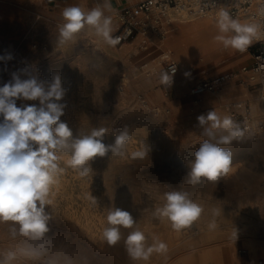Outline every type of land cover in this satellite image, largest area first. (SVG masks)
<instances>
[{
    "label": "rangeland",
    "instance_id": "rangeland-1",
    "mask_svg": "<svg viewBox=\"0 0 264 264\" xmlns=\"http://www.w3.org/2000/svg\"><path fill=\"white\" fill-rule=\"evenodd\" d=\"M114 11L105 15L113 18ZM199 17L212 23L217 20ZM63 23L64 20L51 19L46 26L39 18L35 24H21L16 30L10 24L0 23V56H12L11 60H0V86L11 80L13 72L25 67L34 73L38 70L36 74L46 81L58 72L63 87L68 90L61 101L67 104L61 120L67 122L74 136L90 134L93 128H106L104 142L110 144L118 130L127 126L131 138L125 155L108 153L105 157H96L90 162L92 170L85 177L66 163L70 158L68 153L60 154L63 172L52 186L53 205L48 209L53 217L47 235L53 239L55 250L67 253L76 264H84L85 259L87 264H172L174 261L177 264H198V261L199 264L203 261L233 264L232 252L228 257L222 246H218L226 234L237 242L247 236L264 234V91H261L264 74H249L246 82L255 89V97L241 100L250 105L254 118L263 128L251 132V137L246 131L243 140L221 145L233 154L227 175L216 182L192 185L187 180L189 162L207 139L202 135L197 117L208 113L201 107L211 92L194 97L190 89L198 79L220 72L213 71L220 49L202 58L197 57L196 51H190L181 56V61L176 55L180 39L170 36L181 34L193 21L179 23L175 19L168 27L171 33L151 37L147 49L141 46L142 37H135L137 45L126 53L124 61L103 53L91 28L61 44L59 26ZM204 35L214 39L209 29ZM165 53L180 67L170 86L160 83L161 73L167 71L166 61L161 59ZM155 64L158 67L154 71ZM185 72L192 77V82L177 97L173 87ZM21 78L27 76L22 74ZM22 103L38 104V101L18 100L17 106ZM224 116L231 117L228 109L220 117ZM143 148L148 149L143 159L130 157L132 151ZM170 191L187 192L204 209L197 221L181 231L173 230L167 219L154 214L165 203L164 194ZM113 207L128 211L136 223L132 229L121 227L120 242L109 246L103 240L102 231L108 226L106 217ZM212 221L216 223L215 229H209ZM9 228L10 223H0V260L26 241L21 236L13 238ZM134 229L143 231L149 244L155 239L166 243L167 252H153L147 261H133L127 254L124 239ZM241 244L238 242V248H242ZM16 259L24 264H38L19 253ZM11 263L15 264L14 260L8 262Z\"/></svg>",
    "mask_w": 264,
    "mask_h": 264
},
{
    "label": "clouds",
    "instance_id": "clouds-1",
    "mask_svg": "<svg viewBox=\"0 0 264 264\" xmlns=\"http://www.w3.org/2000/svg\"><path fill=\"white\" fill-rule=\"evenodd\" d=\"M110 9L109 0L85 11L79 6L65 7L62 11L64 23L59 26L61 44L73 40L85 28L94 30L96 36L108 45L115 47L120 37L113 36L112 18L105 15ZM258 15L264 16V4ZM218 35L214 39L225 49L231 48L246 52L254 41L264 33L255 23H241L231 17L227 10H221L216 21ZM12 56H0V60H11ZM176 72L173 66L160 75V83L170 86ZM38 73V70H36ZM28 67L13 72L11 80L0 86V223H10L9 233L15 238H26L25 243L15 251L7 252L0 264H8L19 253L38 264H76L65 252L55 250L53 239L47 234L51 231L50 222L53 205L50 192L63 169L59 165L60 154L68 153L67 164L81 177L87 176L90 162L108 153L123 156L131 134L127 126L118 130L114 142L106 144V128H93L90 134L74 136L65 115L64 100L67 89L63 87L62 77L56 72L50 81L42 80ZM27 76L22 79L21 75ZM188 75V73H185ZM38 101V104L17 106V101ZM202 135L207 137L189 162L188 183L200 184L202 181L216 182L227 175L232 166V152L221 145L243 140L246 130L231 117L221 118L216 111L197 117ZM252 133L249 131L248 136ZM148 149L143 148L130 153L132 159H143ZM165 203L155 210V215L167 219L173 230L181 231L197 221L204 209L189 198L184 191H170L164 194ZM93 202L96 199L93 197ZM214 214H216L214 210ZM108 226L102 231L103 240L114 246L120 242L121 227L132 229L136 221L126 210L111 208L106 217ZM212 221L209 229H215ZM128 256L133 261H147L153 252L166 253L167 244L155 239L148 243L145 233L139 229L130 231L124 239ZM84 264H87L86 259Z\"/></svg>",
    "mask_w": 264,
    "mask_h": 264
},
{
    "label": "crops",
    "instance_id": "crops-1",
    "mask_svg": "<svg viewBox=\"0 0 264 264\" xmlns=\"http://www.w3.org/2000/svg\"><path fill=\"white\" fill-rule=\"evenodd\" d=\"M138 1L139 0H109L110 9H105V13L134 5ZM102 3L103 0H0V23L10 24V26L12 28L14 27L16 30L19 25H33L36 23V20L40 18L44 25L49 26L51 19L63 20L62 11L65 7L79 6L85 11H88ZM234 19L239 20L241 23L242 21L248 23L245 17H235ZM135 40L136 38H134L133 41L124 42L126 47L131 46L129 51L133 49V46L137 45ZM124 43L116 45L117 47H113L116 49V55L121 56L120 50H122ZM257 47V43L254 41L252 46H250L246 52L242 53L231 48L225 49L220 42L217 43V47L214 49L219 48L220 54L217 57V64L213 71H220L218 74L232 73V75L218 92H211L205 97L207 103L201 107L202 109H205L206 112L214 110L221 116L223 110H229L230 105L233 103L239 102V100L241 101L242 99L248 100L255 97V89L251 88L249 81L246 82L251 71H242V67L244 65H251L253 61L252 54L257 50ZM178 79L179 80L173 87V91L178 94L177 97L186 92L187 88L185 91L183 90L185 85H189L192 82V77L189 75L180 76ZM201 79H198L197 82ZM261 91H264V87L261 88ZM263 240L264 234L257 237L253 235L247 236L241 241H238L242 243L241 246L243 245L242 248H238L239 245L237 240L234 241L233 238H230L226 234L225 240L221 241L218 246H222L221 249L227 253L226 255H228V257L232 252L233 264H264ZM251 244H255L256 248L252 249ZM14 262L15 264H24L18 259H15ZM172 264H177V261H174Z\"/></svg>",
    "mask_w": 264,
    "mask_h": 264
},
{
    "label": "built area",
    "instance_id": "built-area-1",
    "mask_svg": "<svg viewBox=\"0 0 264 264\" xmlns=\"http://www.w3.org/2000/svg\"><path fill=\"white\" fill-rule=\"evenodd\" d=\"M262 4L264 0H139L134 5L114 11L118 21L113 25L112 35L120 37L119 44L140 35L142 43L146 44L153 36L164 37L176 18L218 16L222 9L227 10L232 18L245 17L248 23L259 25L264 33V16L258 15ZM256 43L258 47L252 54L251 65H244L242 71L264 74V35ZM165 61L167 71L176 67V75L178 63L168 56ZM231 75L232 73H221L201 79L191 87L190 92L194 96L218 92ZM229 112L232 119L246 131L257 132L263 128V124L254 118L250 105L244 101L230 105Z\"/></svg>",
    "mask_w": 264,
    "mask_h": 264
},
{
    "label": "bare ground",
    "instance_id": "bare-ground-1",
    "mask_svg": "<svg viewBox=\"0 0 264 264\" xmlns=\"http://www.w3.org/2000/svg\"><path fill=\"white\" fill-rule=\"evenodd\" d=\"M194 17H199V16H188V18H186V17L176 18V20H178L179 23L191 22V21H193V23L191 24L190 27H187V30L186 29L183 30L181 34H178L176 36H172L173 35L172 34L170 36V37H177L178 39H180V41H179L180 43H178L176 55L178 56V58H180L181 61H182L181 56L184 54L190 53V51H196L197 57L202 58L205 55L209 54L215 47H217L218 41H216L213 38L209 39V37L204 35V31H206V29L211 30L214 33V37L218 35L217 34L218 28L216 26V21L214 23H212V22H210L209 19L200 18V17L194 18ZM210 17H214L215 19H218V16H210ZM112 21H113L112 22V26H113L118 21V19L116 17H113ZM178 28H179V26L176 27V29H178ZM174 30H175V28H174ZM168 33L170 34L171 30H169ZM138 36H140V35H138ZM150 40H148V42L146 44L142 43L141 46L143 47V49H147L149 47ZM96 42L98 43L102 52L108 54L110 57H114V58L120 57L119 59H123L125 61L126 60V52H130L129 50H130L131 46L126 47L125 43L122 46V50H120L121 56H118V55H116V49L113 47H110L102 38L96 36ZM166 56L171 58L169 53H165L161 56V59L162 60L165 59ZM157 67H158V64L153 65L154 71L157 69ZM179 70H180V67H179ZM142 79H145V77L142 76ZM128 85L129 84H126V86H128ZM255 246H256L255 244H251L252 249H255L256 248ZM262 248L264 250V240L262 241ZM202 264H206V262L203 261Z\"/></svg>",
    "mask_w": 264,
    "mask_h": 264
}]
</instances>
